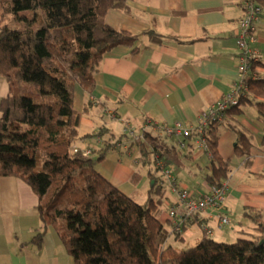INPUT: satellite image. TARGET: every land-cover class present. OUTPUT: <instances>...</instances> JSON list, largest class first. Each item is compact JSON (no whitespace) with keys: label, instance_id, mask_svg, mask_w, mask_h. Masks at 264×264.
Wrapping results in <instances>:
<instances>
[{"label":"trees","instance_id":"trees-1","mask_svg":"<svg viewBox=\"0 0 264 264\" xmlns=\"http://www.w3.org/2000/svg\"><path fill=\"white\" fill-rule=\"evenodd\" d=\"M128 1L0 0V78L10 87L0 101V176L23 180L38 198L41 228L31 241L40 246L45 230L52 228L74 264H264V213L259 210L245 211L252 233L242 231L233 242L203 235L195 245L177 249L170 237L181 240L198 213L175 232L159 219L162 186L156 171H149L153 184L139 203L95 167L116 143L128 139L125 133L98 131L95 137L106 141L89 147L88 156L72 150L81 118L73 109L75 87L90 94L103 56L137 40L105 19L109 10L130 13ZM8 17L18 25H9ZM144 34L161 39L151 30ZM246 84L249 94L239 105L254 104L264 145V82L249 79ZM239 105L226 110L224 123L231 122ZM219 125L213 121L207 130L209 186H219L230 169V160L217 151ZM230 127L237 136L235 155L249 158L251 135L236 122ZM148 135L139 142L144 159L158 152L145 146ZM39 156L44 159L38 167Z\"/></svg>","mask_w":264,"mask_h":264},{"label":"crops","instance_id":"crops-1","mask_svg":"<svg viewBox=\"0 0 264 264\" xmlns=\"http://www.w3.org/2000/svg\"><path fill=\"white\" fill-rule=\"evenodd\" d=\"M260 4L263 17L256 44L259 61L253 71L256 79L264 82V2ZM128 5L130 13L109 10L105 19L111 27L127 31L137 40L132 46H117L103 56L90 94L75 87L73 109L81 113V118L74 145L79 148L98 146V131L119 136L128 126L138 130L146 119L165 126L181 123L193 129L201 112L220 100L240 78L235 44L242 14L239 0H129ZM148 30L161 39L152 40L144 34ZM29 87L36 90L34 85ZM9 92V83L0 78V101ZM229 118L251 135L252 143L249 158L235 155L237 136L231 122L219 125L217 151L230 160L228 177L223 180L228 187L225 212L241 235L242 231L253 232L254 225L245 215L248 208L264 213V177L260 176L264 173L263 134L251 102H242L239 112ZM148 134L144 144L149 149L157 148L156 155L144 159L141 146L134 144L131 155L114 149L95 167L139 203L146 201L153 182L149 171H156L154 177L162 186L159 219L170 225L168 209L177 202V195L154 159L160 158L178 187L196 195L210 187L205 180L210 159L198 149L193 137L187 138V146L180 149L175 135L159 134L152 128ZM37 205L38 198L27 183L17 177L0 176V264H74L52 228L45 230L40 246L31 241L41 228ZM196 216L181 240L170 237L171 244H184L195 227L202 235L189 241V247L203 237L204 226L213 233L221 229L215 214L199 212Z\"/></svg>","mask_w":264,"mask_h":264},{"label":"built area","instance_id":"built-area-1","mask_svg":"<svg viewBox=\"0 0 264 264\" xmlns=\"http://www.w3.org/2000/svg\"><path fill=\"white\" fill-rule=\"evenodd\" d=\"M239 2L242 14L237 21L235 44L238 50L237 71L240 78L233 84L231 90L224 94L220 100L201 112L198 124L195 128L192 129L181 123L165 126L153 122L151 119H146L138 130L128 126L124 130L128 139L116 143L114 147L115 150H124L126 154L131 155L133 153L134 144L139 145V142L142 141L144 136L148 133V129L152 128L159 134L167 136L175 135L178 138L176 145L180 149L187 146V138L193 137L194 143L197 145L198 149L207 156L210 155L207 144V130L209 124L213 121L218 124H223L226 110L232 106L239 105L240 98L249 94V88L246 84L247 80L256 79L253 69L259 61V51L256 44L258 42V27L263 17V7L259 0H239ZM103 141H106V137L98 136L96 138L97 144H101ZM72 150L74 152L80 151L84 156L91 154L90 148L81 150L78 147H72ZM156 157L155 166L161 171L165 181L177 195V202L170 205L168 209V220L171 228L175 232L181 231V225L185 218L199 212H208L212 215L215 214L219 228L229 224L230 219L225 212V204L228 198V187L226 182L222 181L219 186H210L206 193L196 195L187 189L178 187L171 171L163 164L158 156ZM137 160L138 159H136L135 162H137ZM203 230L205 235H212V230L210 228L204 226Z\"/></svg>","mask_w":264,"mask_h":264},{"label":"rangeland","instance_id":"rangeland-1","mask_svg":"<svg viewBox=\"0 0 264 264\" xmlns=\"http://www.w3.org/2000/svg\"><path fill=\"white\" fill-rule=\"evenodd\" d=\"M7 21H8L9 25H18L17 22L15 21V19H12L11 17H8ZM72 147H78V146L73 145ZM86 148H89V147H86ZM80 149L84 150L85 148H80ZM43 159H44V156H42V157L39 156L37 158L38 167L41 165ZM170 226L171 225H169V227ZM253 231H254V228H253ZM190 232H192L193 236L192 237L189 236L188 238H186V242L184 244L177 245L176 246L177 249H186V248H188L189 247L188 246V242L189 241H196L195 240L196 237H200L202 235V231L199 228H197V227L193 228L192 231H190ZM212 234L213 235L211 237L213 239H215L217 241H224V242H233V241L236 240V238L239 237V235H237L238 232L236 231V223L235 222H229V224H226L221 229L216 230L214 233L212 231ZM203 235H205L204 231H203Z\"/></svg>","mask_w":264,"mask_h":264},{"label":"water","instance_id":"water-1","mask_svg":"<svg viewBox=\"0 0 264 264\" xmlns=\"http://www.w3.org/2000/svg\"><path fill=\"white\" fill-rule=\"evenodd\" d=\"M152 184H153V182H152Z\"/></svg>","mask_w":264,"mask_h":264}]
</instances>
